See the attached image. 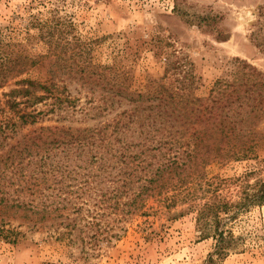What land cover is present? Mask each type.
<instances>
[{"label": "trees", "instance_id": "16d2710c", "mask_svg": "<svg viewBox=\"0 0 264 264\" xmlns=\"http://www.w3.org/2000/svg\"><path fill=\"white\" fill-rule=\"evenodd\" d=\"M72 24L55 11L46 18L32 14L26 32L33 31L36 48L43 43L46 54H35L28 67L9 54L0 63V90L8 87L0 99V241L16 242L19 226L13 221L20 219L29 220V230L61 220L67 231L60 236L81 235L92 230L89 217L137 214L152 210L148 204L153 203L178 219L184 212L177 206L191 201L200 239L218 243L221 225L264 206V181H227L236 188V195L228 197L219 177H210L224 154L243 161L255 151L254 122L264 109L263 74L241 63L231 83L213 84L201 107L192 92L164 85L131 92L125 81L111 78L113 68L81 64L90 48L62 36L72 34ZM81 46V52L75 50ZM66 50L69 57L62 55ZM46 60L52 70L66 69L68 77L52 72L42 80L28 71ZM67 80L88 88L92 106L81 114L98 122L94 127L63 125L64 115L76 109ZM49 115L56 117V125L20 134ZM81 221L86 222L82 229ZM110 231L102 225L97 233L107 240L114 238ZM222 254L216 245L205 264H217L214 256Z\"/></svg>", "mask_w": 264, "mask_h": 264}, {"label": "rangeland", "instance_id": "374dc122", "mask_svg": "<svg viewBox=\"0 0 264 264\" xmlns=\"http://www.w3.org/2000/svg\"><path fill=\"white\" fill-rule=\"evenodd\" d=\"M36 1L0 0V63L9 54L28 67L35 54L45 55V45L36 48L33 31L28 34L26 29L32 14L46 18L55 11L64 22L73 23L72 34L64 33L63 39L75 37L90 48L81 64L113 68L111 78L125 81L131 92H152L164 85L192 92L201 107L213 84L231 83L241 63L264 75V0H43L42 6ZM51 64L46 60L27 69L42 80L52 72L68 77L66 69L52 70ZM67 83L76 109L64 115L63 125L94 127L98 122L81 114L92 106L88 88ZM4 91L8 87L0 90V99ZM55 119L49 115L20 134L56 125ZM254 127L257 146L247 160L234 161L226 153L210 170V177L223 182L228 197L236 195V188L227 181L239 178L251 185L264 181V109L256 114ZM92 204L84 207V215ZM155 206L149 203L152 210L127 216L89 217L92 230L81 235L60 236L67 231L61 220L38 224L34 230L27 228L29 220L13 221L19 235L15 243L0 241V264H205L216 245L223 252L214 256L217 264H264V206L234 222L224 221L218 243L200 239L193 202L177 206V212H184L178 219ZM78 225L82 229L86 222ZM102 225L114 238L106 240L97 233Z\"/></svg>", "mask_w": 264, "mask_h": 264}]
</instances>
